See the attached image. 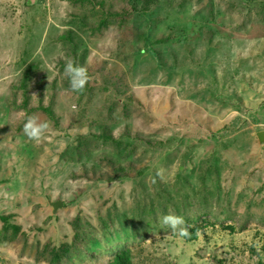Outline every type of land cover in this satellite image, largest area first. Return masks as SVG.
Masks as SVG:
<instances>
[{"label": "rangeland", "instance_id": "obj_1", "mask_svg": "<svg viewBox=\"0 0 264 264\" xmlns=\"http://www.w3.org/2000/svg\"><path fill=\"white\" fill-rule=\"evenodd\" d=\"M63 1L0 0L2 169L8 171V164L15 161L14 176L31 177L40 167H29L32 149L38 156V164L44 166L55 161L53 168L67 174L76 172L72 154L82 157L84 146L91 150L101 148L96 142L85 144L82 135H97L104 122L115 128L114 137L132 127L156 142L180 136L176 147L167 152L160 150L152 172L138 182H130L132 190L136 186L146 187L148 199L161 192L170 199L159 203L149 216L144 214L141 204L136 209L126 202L106 232L125 233L127 247L133 251L141 244L143 252L134 260L135 264H216V261L258 264V257L260 264H264V0H160L149 14H144L140 6L136 10L127 8L125 0H69L78 8ZM121 12L123 16L111 22V15ZM78 20L87 25L81 32L76 29ZM68 31L79 34L82 44L73 51L79 56V51L84 50L85 67L92 71L87 87L99 91V87L108 84L114 87L113 72L122 68L134 74L132 102L141 107L120 103L124 98H118L120 102L115 105L109 91L107 96L98 95L91 103L87 91L80 102L70 100L71 93L63 87L69 85V80L64 69L58 68L70 60L63 55L71 49H64L57 56L56 45L48 43V39L54 43ZM155 36L160 37L153 39ZM139 37H145L148 46H141ZM162 43L172 47L165 63L173 68L170 76L164 70L154 71L160 58L150 53L155 47H162L158 45ZM203 60L210 65L211 72L191 69ZM27 68H33L28 75ZM93 71L101 73L107 81L97 79L98 74ZM155 75L159 79L157 91L141 86ZM52 83H56L57 94ZM210 83L214 86L212 91ZM32 115L50 125L39 141L29 140L23 131ZM84 119V124L78 123ZM94 121L99 128L91 127ZM191 127L200 128L199 134L195 135ZM256 132L263 133V143L262 139L254 140ZM206 135L218 137L224 145L218 149L206 143L198 145L202 147L199 161L195 159L191 166L196 177L179 186L175 179L177 167L194 145L207 141ZM23 139L27 148L20 149L19 142ZM42 142L49 143V149L44 146L37 150L36 145ZM89 153L100 160L106 154L122 164L125 161L123 154L111 147L105 148L101 155ZM229 157L235 162L231 179L226 175L230 173L226 169ZM67 183L75 186L64 197L71 200L83 183ZM122 189L121 185L115 191L120 194L119 199L131 201L129 193H121ZM109 212L116 210L107 208L101 220L107 221ZM169 212L183 216L187 228L205 222L216 227V231H207V237L200 236L192 244L184 243L160 223ZM38 214L41 218L45 216L42 209ZM89 220L93 226L87 227L88 234L80 237L83 247L91 254L110 255L100 250L92 236L104 230L100 222L97 224L90 217ZM222 227H231L233 231H222ZM51 233L52 229L48 234ZM25 242L19 237L9 243L0 239V264L84 261L81 256L51 260L44 252V232L39 235L38 246L33 239ZM124 245L121 241L115 246Z\"/></svg>", "mask_w": 264, "mask_h": 264}, {"label": "trees", "instance_id": "obj_2", "mask_svg": "<svg viewBox=\"0 0 264 264\" xmlns=\"http://www.w3.org/2000/svg\"><path fill=\"white\" fill-rule=\"evenodd\" d=\"M159 1L160 0H125V3L127 8H131V10H136L137 7L140 6V10L144 14H149L152 12V7L158 6ZM120 16H123V12L111 15V22ZM86 28L87 25L84 21H77L78 32ZM158 37L160 36H155L153 39ZM60 39L66 44L64 49H67L68 45L70 46L69 49H71L69 54H64L63 57L70 59L77 65L85 66L86 60L83 58L84 50L79 51V56L76 51H73L76 45L82 44L79 34L76 36L68 32L65 35H61ZM137 39L141 46H148L149 42L145 37H139ZM158 45L162 47H155L150 53L154 58H160L158 65L154 66V71L163 72L162 70H169L173 73V68L165 65L171 54V45L169 43ZM65 65L66 61H64L62 66H59L58 71H62ZM191 69L211 72L210 65L204 62V60L195 66H191ZM32 71L33 68H27L26 75L30 74ZM91 72L92 71H88L89 77ZM93 72L98 74L97 79L107 81L98 71ZM110 74L111 71L109 70L108 75ZM126 74L130 75L129 80L126 79ZM131 75L134 74L131 72H124L122 68L115 70L113 72V78L116 80L115 86H109L108 84L107 87H99L101 91L96 90V88L87 87L88 85H86L82 93L73 92L70 86L66 84H63V87L71 93L70 100L80 102L85 97V91H87L89 103H91L98 95L104 94L107 96V91H109V98L113 97V99H115V105L120 102L118 98H124L120 103H133L135 106L141 107L132 102L135 92L131 91V88L134 87V79ZM118 81H120V83H118ZM158 83L159 79L155 75L150 82H146L141 86L157 91ZM210 85L211 87H209V89L212 91L214 86L212 83H210ZM55 87L56 83H52V89L57 94ZM128 94H130V96H128ZM204 108L207 109V107ZM85 122L84 119L80 120L78 123L84 124ZM91 127L99 128L98 122L94 121ZM191 130L195 135H198L200 128L197 130L196 127H191ZM114 131L115 128H112L109 123L104 122V124L100 126V131L97 135H82L85 144L88 145L96 142L97 144H101V148L91 150L87 146H84L82 157L77 154H72V160L75 163V165L72 166L77 167L76 172H78V174H75L76 172L73 170L67 174L62 169L53 168L51 165H53L55 161H52L51 164H45L44 166L38 164V156L32 149L29 151L32 154V158L28 162L29 167L33 165H39L40 167L31 177L14 176L16 167L15 161L8 164L10 166L8 171H4L0 166V186H5L7 188L6 190L0 187V218L2 219V225L0 224V239L5 240L6 243H9L10 239H17V237L22 238L23 241L26 242L33 239L38 246L39 235L44 232V252L51 257V260L67 259L69 256H81L84 257V261L80 264H135L134 260L143 252V250H140L142 248L141 244L137 246L138 250L133 251L127 247L128 241L125 233L115 230L106 232V229H108L110 224L119 217L118 211L123 208L126 202L133 205L136 209H138V206L141 204L144 214L149 216L155 213L159 203L170 199L164 192L156 193L152 198L148 199L149 190L146 187L144 189L136 186L134 190H132L133 188L130 182H138L136 180L152 172L154 170L153 165L155 163V158L161 155L160 150L167 152L170 148L176 147V142H178L181 137L175 136L177 139L165 138L156 143L153 137L144 136L135 127L121 132L118 137L113 136ZM206 139V142L199 141L197 145H194L193 151L182 161L179 167L185 169V172L177 167L175 179L179 186L183 187L189 184V178L193 176L196 177L193 174L195 173V169H191V166L195 159L199 161L198 152L202 147L198 145L206 143L213 149H218L220 145H224L218 137L206 135L205 140ZM142 144L144 150L136 152ZM44 146H48L49 149L50 144L45 142L39 143L36 145V149L38 150ZM23 147L27 148L24 139L21 143L19 142V148L23 149ZM107 147H111L119 154H123L124 159L130 158V162L125 161V163L122 164L118 159L106 154H103L102 160H100L89 153V151H91L93 154L101 155ZM152 150H154L153 155ZM263 150L264 146L262 151ZM60 158L62 159L63 156ZM48 159L50 160V158ZM43 162L46 163L45 161ZM234 165L231 159L230 162H226V169L230 172L226 175L229 179L233 178L230 174L235 170ZM70 181H81L83 185L78 186L71 200H66L64 197L75 187L68 186L67 182ZM121 185L123 187V189L120 190L121 193H129L130 196L128 195V197L131 201L121 200L119 199L120 194L115 193L116 189L120 188ZM57 191L59 192L57 193ZM197 194H199V191L196 192V195ZM143 201L146 202L143 203ZM59 202L62 204V207L57 209L54 208L53 203L56 204ZM11 205H13L14 208H12ZM107 208L115 209L116 212H109L107 221L101 220ZM41 209L46 217L41 215L43 217L41 218L38 216L40 215L38 212ZM8 210L10 214H7ZM74 211L78 212V215L84 219L86 224H92L89 217L97 224L100 222L105 231L95 232L92 236L97 239L100 250L105 253H111L110 255L104 256L101 252L100 254H91L89 250L83 247L81 241L77 240L80 235L78 231L80 217L77 216L71 223H69L68 219L69 214L74 213ZM68 224L73 225V229H68L66 227ZM50 229H52V233L48 234ZM222 229V231H233L231 227H222ZM188 231L190 235L182 238V240H184V243L192 244L197 241L200 236L207 237V231L214 233L216 227L201 222L196 227L188 228ZM32 235H34L33 238H31ZM175 236L178 237L176 234L174 237ZM121 241L125 243L124 247L120 248L115 246L117 242ZM181 244H183V241L178 245ZM113 247L114 249L111 250ZM135 252H137V254L133 256ZM99 255H101L100 258ZM257 260L258 264H260L259 257ZM216 264H221V262L216 261Z\"/></svg>", "mask_w": 264, "mask_h": 264}, {"label": "clouds", "instance_id": "obj_3", "mask_svg": "<svg viewBox=\"0 0 264 264\" xmlns=\"http://www.w3.org/2000/svg\"><path fill=\"white\" fill-rule=\"evenodd\" d=\"M64 74L69 80V86L73 92L82 93L89 82L87 68L83 65H77L73 61L66 62ZM75 107V106H73ZM50 125L47 121L39 122V117L32 115L28 117L24 124L23 131L29 140L39 141L49 129ZM160 175V172H157ZM161 225L170 228L172 233L178 235L180 238L188 237L190 235L186 222L183 216L175 215L172 212L162 216Z\"/></svg>", "mask_w": 264, "mask_h": 264}, {"label": "bare ground", "instance_id": "obj_4", "mask_svg": "<svg viewBox=\"0 0 264 264\" xmlns=\"http://www.w3.org/2000/svg\"><path fill=\"white\" fill-rule=\"evenodd\" d=\"M63 2H66V3H68V4H70V5H72V6H74V7H77L75 4H73L72 2H70L69 0H64ZM78 8V7H77ZM77 29V28H76ZM68 32H70V31H68ZM71 33H73V34H75L76 36H77V33H74V32H71ZM61 38V36L60 37H57V39H55V42L54 43H51L50 41H49V39H48V43L50 44V45H56V55L58 56L60 53H61V51L62 50H64V47H65V45L66 44H64L63 43V41L60 39ZM68 48H70V46L68 45ZM58 70H59V68H58ZM167 74H169V75H173L169 70H164ZM126 79L127 80H129L130 79V77L128 76V74H126ZM263 105V110H264V103L262 104ZM263 120V119H262ZM258 121L260 122V119L258 118ZM264 121V120H263ZM261 123V122H260ZM234 133V132H233ZM258 134V135H257ZM260 135H261V139H262V143H263V133H254L253 134V136H254V140H257V139H259V140H261L259 137H260ZM116 137H118V136H116ZM243 137V136H242ZM257 142H258V140H257ZM157 143V142H156ZM249 143H246V145H248ZM229 145V144H228ZM144 150V147H143V144L140 146V148L136 151V152H141V151H143ZM124 156V155H123ZM231 160L233 159V158H231V157H229ZM125 161H128V162H130V158H127V159H124ZM125 161H124V163H125ZM233 161V160H232ZM234 162V161H233ZM234 164H235V162H234ZM180 170H182L183 168H180V167H178ZM56 205V206H55ZM55 205H53V206H55L54 208H61L62 207V204L59 202V203H56ZM59 205V206H58ZM71 213V212H70ZM77 216H79L78 215V212H75L74 211V213H72V214H69V217H68V219H69V223H71V222H73L74 221V219L77 217ZM80 217V216H79ZM90 226H93L92 224H86L85 222H84V219L82 218V217H80V223H79V226H78V231H79V237L77 238V240L78 241H80V237L82 236V235H85V234H88V230H86L87 229V227H90ZM68 229H73V225H71V224H68L67 226H66Z\"/></svg>", "mask_w": 264, "mask_h": 264}, {"label": "water", "instance_id": "obj_5", "mask_svg": "<svg viewBox=\"0 0 264 264\" xmlns=\"http://www.w3.org/2000/svg\"><path fill=\"white\" fill-rule=\"evenodd\" d=\"M259 138L261 139V135H260V137H259ZM55 206H56V205H55ZM55 206H54V207H55ZM58 206H59V205H58Z\"/></svg>", "mask_w": 264, "mask_h": 264}]
</instances>
